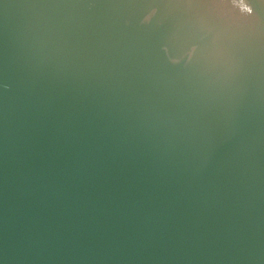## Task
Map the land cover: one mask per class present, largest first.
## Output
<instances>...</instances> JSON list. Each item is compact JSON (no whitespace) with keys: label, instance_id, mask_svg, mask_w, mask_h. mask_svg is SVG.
Returning a JSON list of instances; mask_svg holds the SVG:
<instances>
[{"label":"water","instance_id":"1","mask_svg":"<svg viewBox=\"0 0 264 264\" xmlns=\"http://www.w3.org/2000/svg\"><path fill=\"white\" fill-rule=\"evenodd\" d=\"M0 264H264V0H0Z\"/></svg>","mask_w":264,"mask_h":264}]
</instances>
